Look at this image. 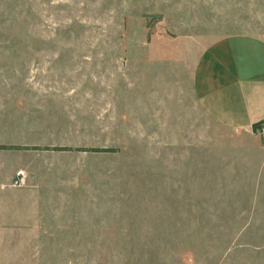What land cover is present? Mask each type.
Returning <instances> with one entry per match:
<instances>
[{
	"label": "rangeland",
	"instance_id": "rangeland-1",
	"mask_svg": "<svg viewBox=\"0 0 264 264\" xmlns=\"http://www.w3.org/2000/svg\"><path fill=\"white\" fill-rule=\"evenodd\" d=\"M238 34L264 39V0H0V146L30 148L0 176L35 190L9 230L68 231L52 264H264L261 153L192 87Z\"/></svg>",
	"mask_w": 264,
	"mask_h": 264
},
{
	"label": "crops",
	"instance_id": "crops-1",
	"mask_svg": "<svg viewBox=\"0 0 264 264\" xmlns=\"http://www.w3.org/2000/svg\"><path fill=\"white\" fill-rule=\"evenodd\" d=\"M192 87L199 108L211 121L257 144L258 168L264 171V39L238 34L207 45L194 66ZM14 176L15 172L0 176V264L55 263L50 244L42 240L63 238L68 231L9 230L10 208L20 202L24 205L25 197L35 191L11 187ZM26 239L30 240L29 255L25 257L24 250L14 253L19 240L24 245Z\"/></svg>",
	"mask_w": 264,
	"mask_h": 264
},
{
	"label": "trees",
	"instance_id": "trees-1",
	"mask_svg": "<svg viewBox=\"0 0 264 264\" xmlns=\"http://www.w3.org/2000/svg\"><path fill=\"white\" fill-rule=\"evenodd\" d=\"M0 149H9V150H21V149H30L27 147H16V146H0ZM31 149H39V148H31ZM48 148H45L44 150H47ZM53 150H57V151H77V152H113L114 149H102V148H54Z\"/></svg>",
	"mask_w": 264,
	"mask_h": 264
},
{
	"label": "built area",
	"instance_id": "built-area-1",
	"mask_svg": "<svg viewBox=\"0 0 264 264\" xmlns=\"http://www.w3.org/2000/svg\"><path fill=\"white\" fill-rule=\"evenodd\" d=\"M26 181H27V175H26L25 171L18 170L15 173V176L11 182V187H13V188L23 187L26 184Z\"/></svg>",
	"mask_w": 264,
	"mask_h": 264
}]
</instances>
